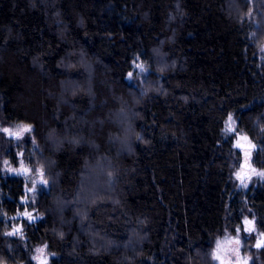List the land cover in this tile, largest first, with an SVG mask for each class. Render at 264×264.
I'll return each instance as SVG.
<instances>
[{"label":"trees","instance_id":"trees-1","mask_svg":"<svg viewBox=\"0 0 264 264\" xmlns=\"http://www.w3.org/2000/svg\"><path fill=\"white\" fill-rule=\"evenodd\" d=\"M262 44L264 0H0V128L36 145L0 132V264L43 245L50 264H212L247 211L264 233V182L233 185L224 136L233 114L264 169ZM20 151L48 181L35 198L3 172Z\"/></svg>","mask_w":264,"mask_h":264},{"label":"rangeland","instance_id":"rangeland-1","mask_svg":"<svg viewBox=\"0 0 264 264\" xmlns=\"http://www.w3.org/2000/svg\"><path fill=\"white\" fill-rule=\"evenodd\" d=\"M250 1L253 3L254 0H250ZM251 14H252V12H251ZM248 20H249V23H250V21L254 23L252 17H249ZM133 63H134V69L132 71V77L131 78L129 77L128 79L133 85H136V87H139L140 82H142V79L147 75V72H149V70L144 65L146 71L141 72L139 68L135 67L136 64H141V63L138 61L133 62ZM260 105L264 108V101L258 102V106H260ZM232 117H233V120L235 121L234 127H235L236 131L231 132V133L226 132L225 131L226 123H225L224 136L226 138L232 139L233 149L236 152L234 159H233V167H232L233 171H232V177H231L233 185L236 188L244 191V190L250 189L252 187L259 186L260 183L264 182V178H262L256 174L258 172L264 171V169L257 167L256 164L254 163V158H255L256 152L260 148V141L259 140H261V138L258 141L252 140L250 138V136L245 131H243L239 128L238 119L235 117V115L232 114ZM262 117H263V123H264V111H263ZM0 123H4L2 119H0ZM21 124L28 125V124H25L23 122H12L9 125H6V126L4 125L2 128H9L10 130L16 131L17 126L21 125ZM2 128H0V129H2ZM262 129H264V124H263ZM0 132L5 134V136L8 139L15 142V144L16 143L18 144V142H20L18 146H20L21 141L23 139L27 140L23 143V145L25 146L24 148H27L26 146L29 145L28 151H30L31 154H33V152L36 148V145H35V143H33L32 126H31V131L30 132H23L19 139H17L14 136L8 135L2 131H0ZM261 132L264 135V131L261 130ZM237 133H240V136H237ZM245 135L248 138L247 140H244L241 138L242 136H245ZM238 140H239V143L242 145L241 148H237L235 146L237 144ZM249 142H251V144ZM251 145H255V147H252ZM245 152L250 153V155L247 157V160H246L245 155H244ZM20 153H23V152L20 151L17 154V156L21 158V157H23V155L22 156L19 155ZM6 161H8L7 164H5L3 162V164H4V168H3L4 171L3 172H5V176H9L11 174H18V175L26 178L27 180H29V182L31 183V185L25 190L27 196L31 195L32 198H35L36 196L40 195L41 191H43L44 188H46L47 185H43V184L39 183L41 177L39 176V174L36 171V169H38V168L28 166L26 164H23V167L21 165L13 167L11 165H8L9 161H10L9 158L6 159ZM21 161H23V163H24L23 159ZM21 161H20V164H21ZM25 168L28 169V171H25L24 170ZM253 169H255V171H253ZM237 172H239L241 174V177L243 179V183H241L240 179H237V175H236ZM44 179H45V177H44ZM34 181L36 182L35 191H29V189L32 188ZM244 185H247V186L245 187ZM26 197L23 198V202L24 203H26V202L32 203V199H28V198L26 199ZM26 212L32 214V217H33L32 220L40 217L37 214V212L33 209L32 210L30 209L29 211H26ZM15 218H18L20 221L14 222V225L11 227V229L8 232H13L15 229L19 228L20 231L15 233V234H19L23 230V226H22L21 221L24 220L23 218H25L27 220H28V218L25 215L13 217V219H15ZM245 218L252 221L253 223L251 225L245 224L244 223ZM246 228H254V231L246 232L245 231ZM239 229H240V231H239V233H237V229L231 230L230 228H225L215 238L214 243H213V248L210 251L211 258H212V264H220V260L213 258L214 252L216 253V255H218L224 261V264H244L245 260L247 261V264H264V246H262L260 248L255 247L257 240H264V236L260 235V233H262V232L258 229L256 220L252 216H250L248 211L244 214V217L242 218V225H241V227H239ZM15 234H13V235H15ZM237 235H239L240 240H241L240 245H237L234 242V238ZM226 237L230 238V239L226 241ZM218 240L225 241V243L222 245V247L219 251L216 250V242ZM38 248H44V254H43V256L40 257V261L33 259L35 264H40V262L44 261V260H46L47 264H50L51 260L54 258L55 255L52 254L48 250L47 246L45 247V245L40 246ZM38 248H36V249H38ZM237 249H238V251H237ZM37 255H38V253L35 250L33 257H35Z\"/></svg>","mask_w":264,"mask_h":264},{"label":"snow or ice","instance_id":"snow-or-ice-1","mask_svg":"<svg viewBox=\"0 0 264 264\" xmlns=\"http://www.w3.org/2000/svg\"><path fill=\"white\" fill-rule=\"evenodd\" d=\"M249 15H251V13H249ZM253 35H255V33H253ZM260 51H261V52H264V44H262V45L260 46ZM137 59H139V58H137ZM135 67L139 68L141 72L146 71V69H145V67H144V65H143L142 63H141V64H136ZM128 76L131 78V77H132V73L129 72V73H128ZM225 123H226V127H225V131H226V132H230V133H231V132H235V131H236V129H235V127H234L235 121L233 120V117H232L231 114H229L228 119H227V121H226ZM0 131L6 133V134H8V135L14 136V137H16L17 139H19V138L21 137V134H22L23 132H30V131H31V126H30V125H24V124H21V125H18V126H17V130H16V131L10 130L9 128H2V129H0ZM262 131H264V129H262ZM237 136H240V133H237ZM241 138L244 139V140H247V139H248L246 135H245V136H242ZM33 143H35V140H33ZM249 143L251 144V142H249ZM235 146H236L237 148H241V147H242V145L239 143V140L237 141V144H236ZM251 146H252V147H255V145H251ZM19 155L22 156L23 153H20ZM244 155H245V158H246V160H247V157L250 155V153L245 152ZM4 163L7 164L8 161L5 160ZM21 166L23 167V161H21ZM242 167H243V166H242ZM24 170H25V171H28V169H26V168H25ZM17 171H18V170H17ZM36 171H37V173L39 174V176L41 177L39 183H41V184H43V185H47V184H48V181H47V179H44V172H43V168H42V166H41V168L36 169ZM253 171H255V169H253ZM256 174L259 175L260 177L264 178V171L258 172V173H256ZM236 175H237V179H240V180H241V183H243V179H242V177H241V174H240L239 172H237ZM35 186H36V182L34 181V182H33V185H32V188H30L29 191H35ZM244 186L246 187L247 185H244ZM33 202H34V201H33ZM21 215H25V216H27V218H28V220H29L30 222H31L32 219H33L32 214H31V213H28V212H26V211L23 212V213H21ZM244 223L247 224V225H251L253 222L250 221V220H248L247 218H245ZM19 231H20V229L17 228V229H15L13 232H6L5 234H6V235H13V234H15V233H17V232H19ZM239 231H240V229L237 228V233H239ZM245 231H246V232H251V231H254V228H246ZM260 235H261V236H264V233H260ZM229 239H230V238H227V237H226V241L229 240ZM234 242H235L237 245H240V244H241V240H240L239 235H237V236L234 238ZM224 243H225V241H220V240H218V241L216 242V250L219 251ZM262 246H264V240H257V242H256V244H255V247H256V248H260V247H262ZM45 247H46V246H45ZM237 251H238V249H237ZM36 252L38 253V255L35 256V257H33V259H36V260L40 261V257L43 256V254H44V248H38V249H36ZM213 258H214V259H217V260H220V264H224V261H223L218 255H216L215 252L213 253ZM40 264H47V262H46V260H44V261H41ZM244 264H247V261H246V260H245Z\"/></svg>","mask_w":264,"mask_h":264},{"label":"flooded vegetation","instance_id":"flooded-vegetation-1","mask_svg":"<svg viewBox=\"0 0 264 264\" xmlns=\"http://www.w3.org/2000/svg\"><path fill=\"white\" fill-rule=\"evenodd\" d=\"M19 216H21V215L19 214Z\"/></svg>","mask_w":264,"mask_h":264}]
</instances>
